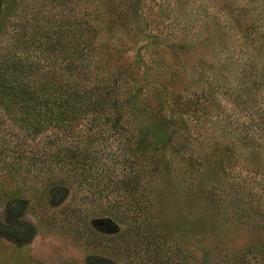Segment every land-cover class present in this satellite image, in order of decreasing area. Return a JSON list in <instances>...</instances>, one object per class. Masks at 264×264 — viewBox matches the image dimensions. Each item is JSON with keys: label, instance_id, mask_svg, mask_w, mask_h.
<instances>
[{"label": "rangeland", "instance_id": "1", "mask_svg": "<svg viewBox=\"0 0 264 264\" xmlns=\"http://www.w3.org/2000/svg\"><path fill=\"white\" fill-rule=\"evenodd\" d=\"M87 1L141 108L96 145L106 184L0 159V264H264V0H0V47Z\"/></svg>", "mask_w": 264, "mask_h": 264}, {"label": "trees", "instance_id": "2", "mask_svg": "<svg viewBox=\"0 0 264 264\" xmlns=\"http://www.w3.org/2000/svg\"><path fill=\"white\" fill-rule=\"evenodd\" d=\"M92 7L87 1L79 20L63 14L36 22L32 34L11 23L6 45L0 47V159L10 158L14 171L39 164L47 171L76 168L98 185L109 178L107 170L92 169L105 157L96 145L110 144L126 129L141 108L143 90L127 72L101 67L99 23ZM9 131L14 137L6 136ZM144 131L150 148L166 142L163 133L154 137ZM44 135L48 150L33 153L26 147ZM74 141L85 142L87 150L74 148Z\"/></svg>", "mask_w": 264, "mask_h": 264}]
</instances>
